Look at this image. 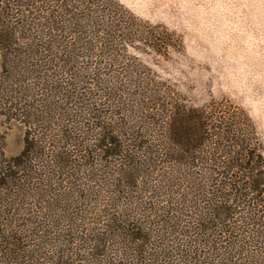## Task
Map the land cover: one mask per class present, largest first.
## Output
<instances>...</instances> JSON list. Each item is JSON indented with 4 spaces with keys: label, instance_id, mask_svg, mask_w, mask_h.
Segmentation results:
<instances>
[{
    "label": "trees",
    "instance_id": "obj_1",
    "mask_svg": "<svg viewBox=\"0 0 264 264\" xmlns=\"http://www.w3.org/2000/svg\"><path fill=\"white\" fill-rule=\"evenodd\" d=\"M135 42L159 53L183 45L176 33L135 16L119 0H0V116L15 118L22 110L27 125L17 154H5L0 135V251L18 262L17 251H30L24 240L47 238L51 228L60 234L55 211H66L61 203L75 183L76 193L99 191L96 203L107 200L113 210L84 241L93 264H114L106 257L124 235L132 247L120 251L123 260L157 244L156 264H264L263 143L248 112L227 99L189 106L162 91L157 192L174 196L175 207L166 210L168 201L157 194V213L167 217L157 232L144 219L122 213L119 196L142 182L139 153L148 147L145 127L135 130L130 113L150 120L156 105L146 102L142 83L148 77L128 51ZM35 72L66 100L80 94L83 112L41 107L46 97L35 96L25 83ZM99 96L108 99V111H100L94 101ZM93 146L113 160L110 165L122 166L100 174L95 157L90 159ZM86 179L97 187H86Z\"/></svg>",
    "mask_w": 264,
    "mask_h": 264
},
{
    "label": "rangeland",
    "instance_id": "obj_2",
    "mask_svg": "<svg viewBox=\"0 0 264 264\" xmlns=\"http://www.w3.org/2000/svg\"><path fill=\"white\" fill-rule=\"evenodd\" d=\"M119 2L135 16L153 24L166 26L182 39L183 44L180 48L169 47L166 53H159L140 42L128 46L129 53L142 63L148 77V80L142 83L148 89L146 102L148 105L153 103L156 105L152 108L150 120L146 119L145 114L142 116L141 113L136 114L137 112L134 111L130 113V121L134 120L137 124L135 130L145 127L144 130L148 134L145 144L148 147L139 153L138 161L143 166L142 182L137 188L126 190V193L119 196L124 201L123 208L120 209L123 214H129V218L133 221L138 218L144 219L143 221L150 223L151 228L157 232V225L167 219L164 216L166 213H157V194H160V198L165 196L164 199L168 201L163 203L166 205V210L175 207L172 203L174 196L172 199L168 193L166 195L161 191L157 192V152L155 153L158 135L157 108L161 110L165 107L160 103L163 90L166 94L171 93L181 98L189 106H200L213 99H227L242 107L256 125L263 143L264 156V0H119ZM1 61L3 60L0 49ZM35 74L36 72L27 76L25 83L35 96L46 97L41 107L48 109V106L59 105L61 108L69 107V112H83L78 103L82 100L79 98L80 94L66 100L67 97L55 92L57 90L50 86L46 78L35 76ZM47 97L51 102L50 105L47 104ZM107 100L104 96H99L94 101L98 107L100 106V111H108ZM7 108L8 105H5L1 112ZM15 112V118L0 116V135H5L4 152L9 156L17 154L23 148L27 128L22 120L25 117L19 115V111ZM21 113H23L22 110ZM138 115L142 118L137 117ZM59 118L63 120L60 116L54 122L59 123ZM65 118L66 115H64ZM136 142H139V138ZM89 151L90 159L95 157L94 162L97 163L96 167L100 168V174L111 172L112 168L114 170L122 166L120 162L110 165L109 160L112 159L105 157L101 151H95L94 146ZM153 153L156 155H152ZM109 179L111 183L117 182L114 175ZM90 181V179L85 180V186L89 185L88 188L96 185ZM71 189L74 191L71 190L69 196L64 195V201L61 203V207L64 206L66 211H55L59 214L56 221H60L58 226L60 234L51 228L53 231L50 236L43 238V241L34 238L24 240L21 245L28 246L30 251L22 253L17 251L16 254H19L21 258L18 262L12 261L15 256L12 253L0 251V264H56L60 256L67 260L66 264H93L90 262L91 254L87 249L84 250L86 246L84 241L87 238L86 241L89 242L88 239L95 234V227H102L106 216L113 210L107 200L101 204L96 203L100 197L99 191L90 194L76 193L75 183H72ZM51 208L52 206L49 209ZM184 217L187 218V216ZM53 218L51 216L49 219L52 221ZM49 219L46 220L47 226L51 224L48 222ZM74 226L75 230L72 233L69 229H73ZM33 232H35L34 229ZM121 232L124 234L123 230ZM37 236L39 238L38 234ZM72 239L75 242L72 247H69L68 244ZM114 241L116 242L110 248L109 259L106 257V262L157 263V244L152 245V249L144 254L136 255V257L129 255L123 260V257H120V251L126 249L130 251L132 245L129 240H126V235L115 238ZM63 248H66V251H63ZM153 258L156 261H153Z\"/></svg>",
    "mask_w": 264,
    "mask_h": 264
}]
</instances>
